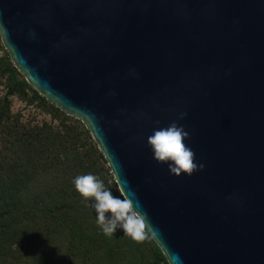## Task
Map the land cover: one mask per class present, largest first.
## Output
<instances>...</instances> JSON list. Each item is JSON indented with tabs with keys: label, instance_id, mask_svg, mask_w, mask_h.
<instances>
[{
	"label": "water",
	"instance_id": "obj_1",
	"mask_svg": "<svg viewBox=\"0 0 264 264\" xmlns=\"http://www.w3.org/2000/svg\"><path fill=\"white\" fill-rule=\"evenodd\" d=\"M0 38L90 132L167 264H264V0H0ZM173 121L190 175L152 156Z\"/></svg>",
	"mask_w": 264,
	"mask_h": 264
},
{
	"label": "trees",
	"instance_id": "obj_2",
	"mask_svg": "<svg viewBox=\"0 0 264 264\" xmlns=\"http://www.w3.org/2000/svg\"><path fill=\"white\" fill-rule=\"evenodd\" d=\"M10 69L17 74L18 70L11 63ZM20 85L22 90L30 92L34 100L41 102L42 105L49 106L54 112L61 113L60 109L40 96L27 83L25 78L20 80ZM19 121L18 118L12 115L8 118H3L0 115V127L10 129L9 132H13V135L14 132H18L15 133V135H18L26 128V125L20 124ZM75 121L79 122L78 120ZM80 124L84 136L92 140V144H90L96 147L100 157L105 160L90 132L84 124L81 122ZM35 127L36 129L29 126L28 130L30 133L34 132L33 136L40 144L18 148L14 151V154L12 152L8 157L2 155L3 152L0 151V209L4 205L2 203L6 202L4 201L5 198H8L10 204L6 214L2 215L0 211V264H7V260H12L14 264H20L21 262L27 264H167L166 258L147 230L146 238L142 241L133 240L131 237L124 235L121 230H117L111 237L102 233L96 223V215L90 198L86 200L81 196L73 184V179L81 175L80 173L77 175V169H80L79 160L81 157H87L79 152L76 143L72 141L70 130L65 127L56 131L52 128ZM26 133L27 131L24 132V134ZM15 135L14 137H16ZM55 136L58 142L63 141V146L68 145L73 152L71 155L74 157V161H77V166L73 161L75 172L72 171L70 166L72 161L68 163L63 160L59 164V168L62 167L61 174L67 172V175L63 176L62 174L60 179L54 174V172L56 173V167L52 164L49 171H44L40 165L45 161L43 159L44 154L48 152H37L43 146L52 152V147L54 148L52 140L56 139ZM91 145L90 148H92ZM8 150L6 149L4 152ZM19 151L27 152L26 156L19 155ZM53 157H55V154ZM55 158L58 161V157ZM36 163L38 164L35 165ZM51 173L54 176L51 182L54 190H49L50 198L46 194L47 191L41 192L39 198L34 200L33 204H29L28 199L31 196L27 193L29 192L28 189L19 192L20 189L18 188H26L34 179L33 177L39 180L44 178V175L48 176ZM67 189L71 190L70 193H74V201L77 205L80 199L84 202L80 206L77 215H73L67 206V216L62 213L64 209H62L63 202L61 201H56L54 209L47 206V203L56 199L55 196L60 191ZM6 190L9 191L5 192ZM6 194H9V196ZM35 195L38 196L37 193ZM120 196L122 195L120 194ZM65 216L67 227H65V224H51L52 219L55 217L61 220ZM37 242H40L45 248L42 249ZM28 245L31 246L28 248ZM14 246L15 249H13Z\"/></svg>",
	"mask_w": 264,
	"mask_h": 264
},
{
	"label": "rangeland",
	"instance_id": "obj_3",
	"mask_svg": "<svg viewBox=\"0 0 264 264\" xmlns=\"http://www.w3.org/2000/svg\"><path fill=\"white\" fill-rule=\"evenodd\" d=\"M9 55H7V51L5 50L1 38H0V115L3 118H8V116H15L20 121L19 123L22 125H26L25 130L21 131L18 135H14L13 132H9L10 129H2L0 127V151L3 152L2 155L5 157H8V155L14 154V151L18 148H27L32 147L36 144H40L38 140L35 139L33 136L34 132H29L28 128L31 126L32 128L37 127H43V128H52L55 131L60 130L62 128H67L70 130L71 139L73 142L76 143L77 147L79 148V152L84 154L87 158H82L79 160V167L80 169H77V175L80 173L81 175L84 174H92L96 176L98 179L104 182V185L106 188L112 191L113 195L120 196V191L118 187L115 184V180L113 177V174L111 173V170L107 164V162L100 157L99 153L96 151V147L92 146L90 139H87L84 136V133L80 127V122L78 119L68 116L66 113L62 112H54L50 109L47 105H42L41 102L34 100L32 98V95L28 90H22L20 85V80L24 78L19 71L16 72L11 71L10 69V63H12L11 59L8 58ZM14 65V64H13ZM78 120L79 122L75 121ZM82 123V122H81ZM83 124V123H82ZM27 131L26 134L24 132ZM56 137V136H55ZM52 146L54 145V148L52 147V152L55 154V157H58V161L56 160L54 154L51 152L50 149H45V146L41 147L37 152L41 151H47L48 153L44 154L43 159L45 160L41 165L42 169L44 171L51 170V164L56 167V176L58 179L61 178L62 174L63 176L67 175V172H62V167L59 168V164L62 163L63 160H66L68 163L70 161V166L73 172L76 171L73 161L74 157H72L71 153L72 150L68 147V145L63 146V141L60 140L59 142L56 139L52 140ZM91 143V144H90ZM90 145L92 148H90ZM98 148V147H97ZM6 149H9L7 152H4ZM99 150V149H98ZM95 151V152H94ZM100 152V151H99ZM27 152L19 151V155L22 157L26 156ZM101 153V152H100ZM102 154V153H101ZM47 157V158H46ZM75 165L77 166V161H74ZM36 163L35 165H37ZM59 172V173H58ZM51 173L50 175H44V178H40L39 180L34 179L31 180V182L24 187H20L19 192L23 189H28L27 192L30 194L31 197H29L28 201L29 204H33L34 200H37L39 198V195L41 192L47 191V196L50 198L49 190L54 188L51 185L52 179L54 176ZM20 186V185H19ZM9 190H6L5 192H8ZM71 190H62L59 192L57 196H55L56 199H54L52 202L47 203L48 208L54 209V205L56 201L63 202L62 209L64 211L62 213L66 214L67 216V210L66 206L70 209L71 213L73 215H77V213L80 210V206L84 204L82 199H80L78 205L74 201V193H70ZM38 194L35 195V194ZM80 194V193H79ZM9 196V194H6ZM19 195V193H18ZM59 199V200H57ZM70 199V201H69ZM1 206V213L6 214V212L9 210V201L8 198H5ZM7 207H6V206ZM40 207V206H39ZM66 216L58 220L56 217L52 219L51 224H65V227L68 226L66 222ZM5 224V222H4ZM61 233V232H60ZM37 244H40V242H37ZM45 244V243H44ZM48 245V244H45ZM31 245H28V248ZM41 248L44 249V245H41ZM15 249V246L13 247ZM18 256V255H17ZM10 259V258H9ZM14 259V258H13ZM29 263V261H28ZM7 264H14V262L11 260H7ZM20 264H27L26 262H21Z\"/></svg>",
	"mask_w": 264,
	"mask_h": 264
},
{
	"label": "clouds",
	"instance_id": "obj_4",
	"mask_svg": "<svg viewBox=\"0 0 264 264\" xmlns=\"http://www.w3.org/2000/svg\"><path fill=\"white\" fill-rule=\"evenodd\" d=\"M183 116V114H181ZM189 133L175 121L166 127L153 130L148 143L153 159L167 164L169 171L179 174H191L198 168L194 162V153L185 144ZM203 165H199L202 168ZM76 190L86 200L90 198L95 211L96 223L105 236H113L117 230L133 240L146 238V217L138 211L132 200L125 196L113 195L104 182L92 174L78 175L73 179Z\"/></svg>",
	"mask_w": 264,
	"mask_h": 264
}]
</instances>
